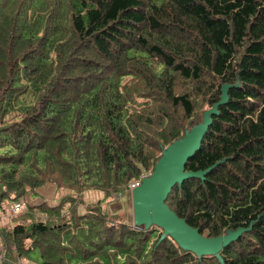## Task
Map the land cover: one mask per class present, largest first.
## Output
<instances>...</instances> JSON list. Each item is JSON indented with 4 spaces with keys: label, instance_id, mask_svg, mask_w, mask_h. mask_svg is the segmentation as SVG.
Returning a JSON list of instances; mask_svg holds the SVG:
<instances>
[{
    "label": "trees",
    "instance_id": "trees-1",
    "mask_svg": "<svg viewBox=\"0 0 264 264\" xmlns=\"http://www.w3.org/2000/svg\"><path fill=\"white\" fill-rule=\"evenodd\" d=\"M204 117L164 203L215 251L107 206ZM45 182L6 264H264V0H0V200Z\"/></svg>",
    "mask_w": 264,
    "mask_h": 264
},
{
    "label": "water",
    "instance_id": "water-1",
    "mask_svg": "<svg viewBox=\"0 0 264 264\" xmlns=\"http://www.w3.org/2000/svg\"><path fill=\"white\" fill-rule=\"evenodd\" d=\"M205 124L204 120L196 131L187 134L183 143L182 140L169 146L153 172L142 177L140 184L133 191V222H155L162 227L161 235L169 232L183 245L196 250L215 251L228 237L219 240L200 235L196 228L186 225L184 220L175 216L164 203L171 185L181 181L186 175L193 174L191 171H184V161L197 147ZM186 139L188 141L185 142Z\"/></svg>",
    "mask_w": 264,
    "mask_h": 264
},
{
    "label": "rangeland",
    "instance_id": "rangeland-1",
    "mask_svg": "<svg viewBox=\"0 0 264 264\" xmlns=\"http://www.w3.org/2000/svg\"><path fill=\"white\" fill-rule=\"evenodd\" d=\"M186 141H188V140L186 139L185 142ZM183 142H184V140L182 141V143ZM46 183H48V182H45L40 187L44 186ZM137 186H134V187H131V188L128 187V190H123L121 192H118L117 194H115L107 202V206L109 207V209L116 210L117 212L120 213L121 219H122L123 222L131 223V221L133 220V218H132L133 217V212H132V209H133V199L132 198H133V193H134L133 191H134V189ZM37 189L38 188H36V191L34 193H31L30 194V198L32 200H34L36 198H39V192H38ZM59 189L60 188H57L55 190L57 191ZM62 194L63 193H60L58 197H60ZM102 195H103V192H102ZM84 198L87 199L86 196H84ZM58 199L59 198H56L55 200L57 201ZM101 199H102V202H104L106 200L105 197H101ZM94 200H97V199H92L91 201H94ZM19 201H23V204H24L25 202L27 203L30 200H28V197L26 196V197H24V199H19ZM30 202H32V201H30ZM11 203H12V201L9 200V199H5V198L4 199H1L0 200V214L2 212H9L10 214H12L13 212H11V210H10ZM65 204H67V203H65ZM23 207H24V205H22V208ZM10 220H12V219L10 218ZM197 247L200 248L201 246H197ZM20 260L23 261V262H25V260H27V261L30 260V261L35 262L36 264H40L39 261H38V258H37V251L36 250L31 251L25 257H21Z\"/></svg>",
    "mask_w": 264,
    "mask_h": 264
},
{
    "label": "crops",
    "instance_id": "crops-1",
    "mask_svg": "<svg viewBox=\"0 0 264 264\" xmlns=\"http://www.w3.org/2000/svg\"><path fill=\"white\" fill-rule=\"evenodd\" d=\"M55 189H56V187H55L54 183L48 182L44 186L38 187L37 190L39 192V198L32 200L30 198V196H27L28 200H30L34 203L39 202L41 200H46L49 203H54V202H56L55 199L58 198L60 193H64L67 191L65 189H61V190L56 191ZM84 196H86L87 199L84 198ZM102 196H103L102 191L99 189H86L82 192V198L86 202L91 201L92 199H100ZM78 208L80 210H82V206H78ZM132 212H133V209H132ZM10 216H11V214L9 212H2L0 214V226L13 224V221L10 220V218H11ZM131 223H133V220L131 221ZM25 264H36V263L33 261H30V260H28V261L25 260Z\"/></svg>",
    "mask_w": 264,
    "mask_h": 264
},
{
    "label": "built area",
    "instance_id": "built-area-1",
    "mask_svg": "<svg viewBox=\"0 0 264 264\" xmlns=\"http://www.w3.org/2000/svg\"><path fill=\"white\" fill-rule=\"evenodd\" d=\"M138 184H139V181H130L127 184V187L131 188V187L137 186ZM21 207H22L21 202H19V201L14 202L11 205V211L16 213V212L20 211ZM5 262H8V258L6 257V254L4 253V251L1 249V245H0V264H6ZM17 264H25V262L21 261L19 258L17 261Z\"/></svg>",
    "mask_w": 264,
    "mask_h": 264
},
{
    "label": "clouds",
    "instance_id": "clouds-1",
    "mask_svg": "<svg viewBox=\"0 0 264 264\" xmlns=\"http://www.w3.org/2000/svg\"><path fill=\"white\" fill-rule=\"evenodd\" d=\"M132 225L135 227V225H139V224H135V223L133 222Z\"/></svg>",
    "mask_w": 264,
    "mask_h": 264
},
{
    "label": "bare ground",
    "instance_id": "bare-ground-1",
    "mask_svg": "<svg viewBox=\"0 0 264 264\" xmlns=\"http://www.w3.org/2000/svg\"><path fill=\"white\" fill-rule=\"evenodd\" d=\"M206 119V117L203 118V121Z\"/></svg>",
    "mask_w": 264,
    "mask_h": 264
}]
</instances>
